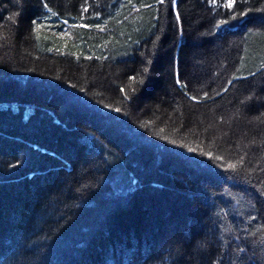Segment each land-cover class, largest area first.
<instances>
[{"label": "trees", "instance_id": "trees-1", "mask_svg": "<svg viewBox=\"0 0 264 264\" xmlns=\"http://www.w3.org/2000/svg\"><path fill=\"white\" fill-rule=\"evenodd\" d=\"M227 3L0 0V264H264V0Z\"/></svg>", "mask_w": 264, "mask_h": 264}, {"label": "snow or ice", "instance_id": "snow-or-ice-1", "mask_svg": "<svg viewBox=\"0 0 264 264\" xmlns=\"http://www.w3.org/2000/svg\"><path fill=\"white\" fill-rule=\"evenodd\" d=\"M159 2L161 3V4H163L164 3V0H159ZM233 3H234V0H229V3H227L226 5H225V7H227V8H231L232 6H233ZM45 7H46V5H45ZM132 79H135V77H132ZM179 82V81H178ZM117 111H119V109H117ZM190 151H191V149H190ZM232 167H234V166H232Z\"/></svg>", "mask_w": 264, "mask_h": 264}]
</instances>
